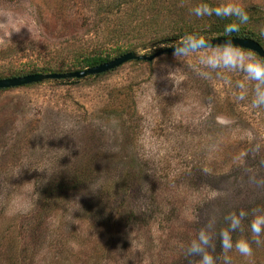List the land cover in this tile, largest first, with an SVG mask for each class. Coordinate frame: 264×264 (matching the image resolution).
<instances>
[{"label": "rangeland", "instance_id": "rangeland-1", "mask_svg": "<svg viewBox=\"0 0 264 264\" xmlns=\"http://www.w3.org/2000/svg\"><path fill=\"white\" fill-rule=\"evenodd\" d=\"M117 2L0 0V71H73L68 42L84 46ZM176 42L121 41L147 55ZM221 49L0 90V264H197L186 248L202 229L223 264L220 232L241 209L233 241L250 238L264 210V107L243 71L200 63ZM48 186L59 196L44 211ZM251 246L232 264H264V244Z\"/></svg>", "mask_w": 264, "mask_h": 264}, {"label": "trees", "instance_id": "trees-1", "mask_svg": "<svg viewBox=\"0 0 264 264\" xmlns=\"http://www.w3.org/2000/svg\"><path fill=\"white\" fill-rule=\"evenodd\" d=\"M133 2H136L135 4ZM207 2L212 6H220L218 0H197L191 6L187 4H178L179 0L163 1L158 3L155 0L144 2L140 0L128 1L118 0L115 7H107L106 13L109 16H99L90 29L92 36L84 42V46L78 45V41L68 42L67 47L71 49L72 70H83L104 62L110 61L115 57L121 56L127 52L135 51L136 47L126 46L121 43L124 38L135 37L143 44V48L150 45H157L161 41L164 43L178 42L186 34H197L201 38H212L220 36L248 37L257 40L264 47V33L261 27L264 24V10L258 5L244 8L249 15L247 23L240 25L238 32L226 33L225 25L236 21L235 17H196L191 9L197 4ZM66 47L67 50H69ZM223 48V47H213ZM244 51H250L244 48H237ZM70 51V50H69ZM260 60H263L257 53ZM70 53V52H69ZM171 54V53H168ZM57 70L51 67L41 69H11L9 73L3 74L0 71V78L22 76L31 73H54ZM105 73L92 75L94 77L102 76ZM91 77V76H90ZM58 82L67 79H54ZM70 80V79H69ZM29 84L26 86H32ZM1 91L9 89H0ZM102 194V192H100ZM99 194V195H100ZM41 200H44V211L53 202L54 196H59V189H53L51 186L45 188ZM98 195L94 198L98 199Z\"/></svg>", "mask_w": 264, "mask_h": 264}, {"label": "clouds", "instance_id": "clouds-1", "mask_svg": "<svg viewBox=\"0 0 264 264\" xmlns=\"http://www.w3.org/2000/svg\"><path fill=\"white\" fill-rule=\"evenodd\" d=\"M192 13L198 17H216L228 18L235 17L238 22H231L225 25V32L230 34L238 32L240 25L249 20V15L245 9L234 3H225L220 6H212L207 2L197 4L191 9ZM212 47L211 42L201 38L197 34H186L181 42L174 46V57H186L191 53L198 52L200 49ZM200 63L211 69H238L243 71L249 81L255 82L254 97L251 101L253 108L264 107V60L254 59L250 54L246 55L239 49L232 46L231 42L225 43L223 48L211 55L200 57ZM239 88L243 89L245 85L240 83ZM238 100L245 99L244 94L237 96ZM260 214H254L250 221L251 237H242L233 241L232 232L242 229V220L248 213L241 209L239 213H231L226 216L229 221L227 229L220 232L221 248L223 249V264H232V258L228 253L237 251L243 257H251L253 254L252 244H264V210H258ZM208 248H215L211 236L205 231L200 230L196 239L192 240L186 248L187 256H198L197 264H217L218 257L208 251Z\"/></svg>", "mask_w": 264, "mask_h": 264}, {"label": "water", "instance_id": "water-1", "mask_svg": "<svg viewBox=\"0 0 264 264\" xmlns=\"http://www.w3.org/2000/svg\"><path fill=\"white\" fill-rule=\"evenodd\" d=\"M203 39L210 41L212 47H223L226 42L230 41L233 47L244 48L253 51L257 53L264 60V47L260 42H258L255 39L248 37H232V36H220V37L203 38ZM180 42L173 43V45L169 47H163L150 55L139 54L136 51H130L121 56L115 57L110 61L83 70L54 72V73H31L22 76L0 78V89H10L14 87H20L24 85L43 82L49 79L51 80L71 79V78L83 79L91 75H98L111 71L129 61H133V60L153 61L154 59H156L157 57L163 54L173 53L174 46L179 44ZM160 44H165V43L161 41Z\"/></svg>", "mask_w": 264, "mask_h": 264}]
</instances>
